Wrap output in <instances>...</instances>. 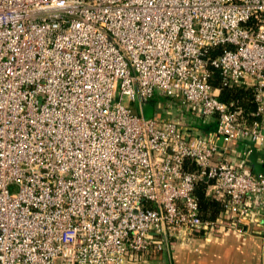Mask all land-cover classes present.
I'll return each mask as SVG.
<instances>
[{
  "label": "built area",
  "instance_id": "2783aa9c",
  "mask_svg": "<svg viewBox=\"0 0 264 264\" xmlns=\"http://www.w3.org/2000/svg\"><path fill=\"white\" fill-rule=\"evenodd\" d=\"M211 68L251 88L258 119L216 97ZM154 94L214 132L143 116ZM263 115L264 0H0V264H124L239 229L264 173L215 157L214 136L264 151ZM198 180L225 198L213 219Z\"/></svg>",
  "mask_w": 264,
  "mask_h": 264
},
{
  "label": "crops",
  "instance_id": "0c3cea01",
  "mask_svg": "<svg viewBox=\"0 0 264 264\" xmlns=\"http://www.w3.org/2000/svg\"><path fill=\"white\" fill-rule=\"evenodd\" d=\"M165 116L177 119L199 135L210 136L215 129L213 116L202 119L180 108L176 99L163 96ZM214 141L219 149L215 157L250 173H264V151L258 145L245 139L224 143L218 136H214ZM246 147H250V152L244 155L242 151ZM260 201L252 198L247 201L251 211L239 229H220L207 239L197 233L178 232L167 250L149 249L130 256L124 264H264V195Z\"/></svg>",
  "mask_w": 264,
  "mask_h": 264
},
{
  "label": "trees",
  "instance_id": "16d2710c",
  "mask_svg": "<svg viewBox=\"0 0 264 264\" xmlns=\"http://www.w3.org/2000/svg\"><path fill=\"white\" fill-rule=\"evenodd\" d=\"M220 49V46L212 47L209 49V52L211 55H214ZM208 82L212 87L216 88V97L225 103H231L232 107L239 109V118H242L247 124L253 119L259 118L251 114L255 108V104L249 86L243 84H222L216 68H211ZM189 168H192V164L189 165ZM209 183V181L198 180L193 188L199 216L204 219H213L218 216L223 209L225 200L224 197H214L209 192H206Z\"/></svg>",
  "mask_w": 264,
  "mask_h": 264
},
{
  "label": "rangeland",
  "instance_id": "374dc122",
  "mask_svg": "<svg viewBox=\"0 0 264 264\" xmlns=\"http://www.w3.org/2000/svg\"><path fill=\"white\" fill-rule=\"evenodd\" d=\"M123 102H126L125 98H122ZM156 101H163V97H161L158 94H154L150 100H146L144 102H141V113L143 116L148 117V116H163V108H161V110H156L153 108V103ZM128 105L130 106V108L136 112L139 111L138 109V101H131L128 102ZM12 189V188H10Z\"/></svg>",
  "mask_w": 264,
  "mask_h": 264
}]
</instances>
